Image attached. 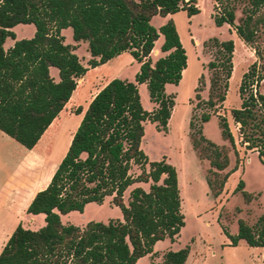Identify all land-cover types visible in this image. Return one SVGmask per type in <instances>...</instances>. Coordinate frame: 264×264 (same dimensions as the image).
Listing matches in <instances>:
<instances>
[{
	"label": "trees",
	"instance_id": "trees-1",
	"mask_svg": "<svg viewBox=\"0 0 264 264\" xmlns=\"http://www.w3.org/2000/svg\"><path fill=\"white\" fill-rule=\"evenodd\" d=\"M180 8L189 15L199 11L196 0H0V129L27 148L37 143L88 67L124 50L140 62L134 80L112 77L92 96L47 184L26 206L28 213H44L45 223L37 229L18 223L0 249V264H135L139 257L154 252L157 240L175 239L184 224L177 169L165 157L149 161L140 142L145 119L166 128L174 94L165 91V84L178 83L187 63L174 21L169 18L155 27L150 20L156 13H173ZM243 12L236 22L235 7L227 3L212 17L217 25L228 22L259 57L253 42L258 26L264 24V0H248ZM29 22L35 25L34 34L16 38L12 27ZM67 26L74 40L87 41V65L74 51L76 44L64 41L61 29ZM159 34L163 36L162 54L152 60L150 52ZM7 36L14 42L5 48ZM211 41L214 55L205 65L211 70L208 97L202 100L199 93L203 73L195 96L216 107L226 96L234 41L215 36ZM51 65L58 68L57 80L50 74ZM261 79L264 73L254 60L242 73L240 105L231 108V115L240 141L255 149L264 162ZM139 82H146L150 99L156 103L153 110L142 105ZM80 111L82 107L76 109ZM210 116L202 111L200 119L207 121ZM193 125L190 118L189 126ZM219 125L222 136L234 148L235 164L230 167L227 152L198 128L208 144L209 172L219 174L228 167L220 179L206 175L214 196L238 166L235 139L226 117L219 116ZM133 164L139 166L137 173L130 171ZM140 181L148 187L134 185L125 201V190ZM235 189L247 199L252 195L242 179ZM106 196L120 207L122 219L88 220L83 227L61 222L60 213L82 210L89 201L101 203ZM229 236L232 244L243 238L249 245L264 248V213L255 225L239 218L238 231ZM188 253L189 245L168 249L160 261L151 259L149 264H184Z\"/></svg>",
	"mask_w": 264,
	"mask_h": 264
},
{
	"label": "rangeland",
	"instance_id": "rangeland-1",
	"mask_svg": "<svg viewBox=\"0 0 264 264\" xmlns=\"http://www.w3.org/2000/svg\"><path fill=\"white\" fill-rule=\"evenodd\" d=\"M227 3L234 5L235 21L238 22L244 15L248 0H196L199 11L191 15L186 9L180 8L173 13H156L151 17L150 21L155 27L169 18L174 21L187 54V63L178 83L165 84V91L174 94V105L166 128H160L155 121L145 119L140 147L149 161L165 157L175 165L184 224L174 240L169 237L157 240L154 252L139 257L135 264H149L151 259L160 261L166 250L185 245H189V253L184 264H263L259 254V251L261 253L264 250L263 246L249 245L243 238L232 244L229 234L238 231L239 218L255 225L258 216L264 213V162L255 149L247 148L240 141L237 124L231 115V108L240 105L238 86L242 73L254 60L264 73V24L258 26L253 42L260 52L258 57L254 48L244 42L228 22L221 25L214 22L213 12H220ZM12 29L16 38L30 37L34 34L35 25L32 22L17 23ZM61 33L65 42H77L72 37L70 26L64 27ZM213 36L218 39L232 38L234 41L233 68L226 96L216 107L202 101L208 97L211 70L205 65L214 55L215 47L211 41ZM162 40L163 36L159 34L155 45L159 47ZM13 42L14 39L7 36L4 46H10ZM78 42L74 51L81 62L87 65L90 57L87 41ZM120 53L116 58L100 64L97 69L88 67L85 74L78 78L77 86L68 101L34 147L27 148L0 130V249L18 223L31 229H37L45 223L44 213L26 211V202L49 179L92 96L112 77L134 80L140 62L128 50ZM49 70L57 80L58 68L51 65ZM107 70L115 74L106 75ZM202 73L199 83L201 100L195 96V86ZM137 87L144 108L153 110L156 103L150 99L146 82L137 83ZM258 88L264 91V79L259 81ZM78 107H82V111L77 113ZM202 111L210 112L207 121L200 119ZM220 115L226 117L234 135L238 166L226 179L221 192L214 196L208 187L206 175L220 179L225 170L235 164L236 158L230 141L221 134ZM190 118L194 122L193 127L189 126ZM199 127L205 137L219 144L229 156L228 167L220 170L219 174L209 172L210 163L205 155V146L208 144L200 136ZM139 170L136 164L130 169L132 173ZM239 179L244 181V188L251 192L249 199L240 189H235ZM139 184L148 187L147 182ZM134 185L125 190V201ZM117 218L122 219V212L110 196H106L101 203L89 201L82 210L60 213L63 224L73 223L80 227L88 220L106 222Z\"/></svg>",
	"mask_w": 264,
	"mask_h": 264
},
{
	"label": "crops",
	"instance_id": "crops-1",
	"mask_svg": "<svg viewBox=\"0 0 264 264\" xmlns=\"http://www.w3.org/2000/svg\"><path fill=\"white\" fill-rule=\"evenodd\" d=\"M155 15V14H154ZM63 29V28H62ZM62 29H61V32H62ZM5 42V41H4ZM76 43H79L78 41L77 42H74V44H76ZM13 44V43H12ZM11 44V45H12ZM73 44V43H72ZM161 44V43H160ZM5 48H7V47H9V46H4ZM159 47H160V45H159ZM159 47H157L156 45H155V43H154V46H153V49L151 50V52H150V57L152 58V60H154L158 55H160V54H162V52L160 51V49H159ZM154 51H156V52H154ZM121 53H118L117 55H115V56H113V57H111V58H109L107 61H109L110 59H114V57L116 58L118 55H120ZM107 61H105V62H103V63H101V64H104V63H106ZM99 65L100 64H98V65H96V66H94L93 68L94 69H97V67H99ZM112 72V71H111ZM110 72V70H107L106 71V75H110V76H112V75H114L115 73H111ZM58 115V114H57ZM57 116H55V118H56ZM54 118V119H55ZM54 119L51 121V122H53L54 121ZM48 127V126H47ZM1 130V129H0ZM2 131V130H1ZM38 142V141H37ZM35 146V145H34ZM33 146V147H34ZM51 176V175H50ZM50 178V177H49ZM49 180V179H48ZM48 180H47V182H48ZM47 182L42 186V187H44L46 184H47ZM143 183V181H140V182H135V185H141V184H139V183ZM144 183H146V182H144ZM143 186V185H142ZM42 187H40V188H42ZM40 188H38V189H40ZM37 189V190H38ZM36 190V191H37ZM36 191H34V193L36 192ZM34 193L30 196V198L28 199V201L26 202V204H28V202L30 201V199L32 198V196L34 195ZM263 249V248H262ZM259 254L261 255V260H262V256H263V250H262V252L260 253V251H259Z\"/></svg>",
	"mask_w": 264,
	"mask_h": 264
}]
</instances>
